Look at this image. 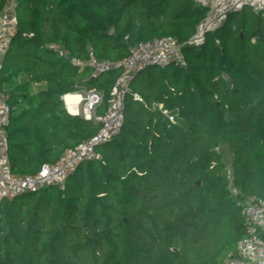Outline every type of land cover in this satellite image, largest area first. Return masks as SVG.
I'll list each match as a JSON object with an SVG mask.
<instances>
[{"label":"trees","instance_id":"16d2710c","mask_svg":"<svg viewBox=\"0 0 264 264\" xmlns=\"http://www.w3.org/2000/svg\"><path fill=\"white\" fill-rule=\"evenodd\" d=\"M13 2L0 87L18 176L38 173L100 128L71 114L62 95L95 86L104 115L120 72L93 75L75 60L120 59L141 40L185 42L206 13L195 0ZM236 13L204 44L185 45L184 64L137 72L120 132L62 185L0 200V264H226L237 255L242 203L264 200V16Z\"/></svg>","mask_w":264,"mask_h":264},{"label":"built area","instance_id":"2783aa9c","mask_svg":"<svg viewBox=\"0 0 264 264\" xmlns=\"http://www.w3.org/2000/svg\"><path fill=\"white\" fill-rule=\"evenodd\" d=\"M206 9L204 17L197 23L193 35L185 42H179L171 37H161L154 40H141L128 46L125 57L109 60H99L93 55L87 60H75L78 65H90L93 75L102 74L110 69H118L119 75L112 88L110 106L104 115L98 113V107L103 104L105 93L95 86L78 85L74 92L79 98L68 102L63 94L66 109L71 114H79L88 120L99 122L100 128L86 142L65 152L59 160L44 163L34 175L18 176L12 173L9 165L6 126L10 123L11 107L7 96L0 87V200L13 199L25 192H36L46 186L62 185L78 165L87 159L97 156L96 146L117 135L123 125L125 96L130 93V82L137 72L147 66L164 68L170 63L184 64L186 61L185 45L198 46L204 44L207 34L223 25L229 14L243 11L248 7L255 14L264 16V0H195ZM16 21L13 0H8L0 15V67L9 45V32ZM60 54H64L60 51ZM133 97L143 101L141 95L133 93ZM170 121H175L176 114L170 111L164 103H154ZM241 204L240 202H238ZM242 216L246 226V235L238 241L237 255L229 258L226 264H264V200L247 199L242 203Z\"/></svg>","mask_w":264,"mask_h":264},{"label":"bare ground","instance_id":"6f19581e","mask_svg":"<svg viewBox=\"0 0 264 264\" xmlns=\"http://www.w3.org/2000/svg\"><path fill=\"white\" fill-rule=\"evenodd\" d=\"M80 96H79V93H68L65 98L67 99L68 102H72L76 99H78Z\"/></svg>","mask_w":264,"mask_h":264},{"label":"rangeland","instance_id":"374dc122","mask_svg":"<svg viewBox=\"0 0 264 264\" xmlns=\"http://www.w3.org/2000/svg\"><path fill=\"white\" fill-rule=\"evenodd\" d=\"M246 11H250V9L248 8V7H246V9H245ZM238 13H236V15L235 16H237V15H240L241 13H239V12H242V11H237ZM186 55V54H185ZM222 151V153H223V155H224V158L226 159V161H229V154L228 153H226V150L225 149H222L221 150Z\"/></svg>","mask_w":264,"mask_h":264},{"label":"water","instance_id":"95a60500","mask_svg":"<svg viewBox=\"0 0 264 264\" xmlns=\"http://www.w3.org/2000/svg\"><path fill=\"white\" fill-rule=\"evenodd\" d=\"M67 57H68L69 59L72 58L71 54H68ZM199 183H200V181L197 182V184H199Z\"/></svg>","mask_w":264,"mask_h":264},{"label":"crops","instance_id":"0c3cea01","mask_svg":"<svg viewBox=\"0 0 264 264\" xmlns=\"http://www.w3.org/2000/svg\"><path fill=\"white\" fill-rule=\"evenodd\" d=\"M13 33V29L12 30H10V32H9V38H10V35Z\"/></svg>","mask_w":264,"mask_h":264}]
</instances>
